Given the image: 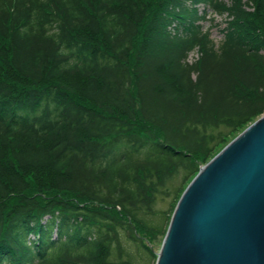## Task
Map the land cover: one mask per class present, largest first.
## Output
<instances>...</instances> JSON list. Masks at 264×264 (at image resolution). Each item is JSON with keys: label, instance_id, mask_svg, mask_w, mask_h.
<instances>
[{"label": "trees", "instance_id": "trees-1", "mask_svg": "<svg viewBox=\"0 0 264 264\" xmlns=\"http://www.w3.org/2000/svg\"><path fill=\"white\" fill-rule=\"evenodd\" d=\"M262 115L264 0H0V264H133L126 244L156 264Z\"/></svg>", "mask_w": 264, "mask_h": 264}, {"label": "water", "instance_id": "water-1", "mask_svg": "<svg viewBox=\"0 0 264 264\" xmlns=\"http://www.w3.org/2000/svg\"><path fill=\"white\" fill-rule=\"evenodd\" d=\"M156 264H264V115L187 187Z\"/></svg>", "mask_w": 264, "mask_h": 264}, {"label": "rangeland", "instance_id": "rangeland-1", "mask_svg": "<svg viewBox=\"0 0 264 264\" xmlns=\"http://www.w3.org/2000/svg\"><path fill=\"white\" fill-rule=\"evenodd\" d=\"M223 1H228V0H223ZM211 19H215V22L211 23ZM203 26H204L205 31H210L211 39L216 44H219L223 40V35H222L221 30L226 27V16L220 17V16L214 14L212 11H209L207 21L203 23ZM197 59H198V53L193 52L190 54V57H189L190 62H194ZM179 183H180V181L178 180V182H176L175 185H178ZM170 202H171V198H162L161 197V198H159V200L157 202L156 209L161 210V211H167L170 208ZM162 243H163V239H159L157 242L152 243L151 246L153 247V249L155 251H157L159 253V251L161 250V247H162ZM125 247L127 249H129V253L131 255L130 259L132 260L133 264H148V262H149L148 258L149 257L146 254L142 253L138 249L137 246L126 244Z\"/></svg>", "mask_w": 264, "mask_h": 264}]
</instances>
